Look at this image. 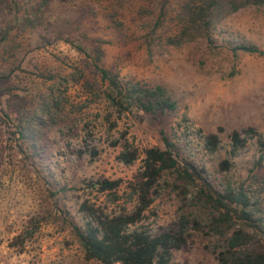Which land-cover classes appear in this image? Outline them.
I'll return each mask as SVG.
<instances>
[{
    "label": "rangeland",
    "instance_id": "374dc122",
    "mask_svg": "<svg viewBox=\"0 0 264 264\" xmlns=\"http://www.w3.org/2000/svg\"><path fill=\"white\" fill-rule=\"evenodd\" d=\"M42 1L10 0V10L0 3V29L41 9L39 25L14 28L0 44V75L10 72L0 79V264H101L84 258L70 227L82 222L78 204L86 199L105 212L132 208L129 182L141 170L143 150L164 147L161 132L178 159L202 169L215 190L242 187L264 212L261 148L253 138L230 153L228 139L244 126L264 138V5L227 14L210 42L174 47L164 38L176 32L175 13L185 0ZM237 44L262 53L232 50ZM96 50L99 65L120 79L164 86L176 102L174 115L119 113L103 93L87 89L84 79H98ZM53 99L60 108L56 122L47 113L54 112ZM28 116L33 124L23 137L16 124ZM208 132L218 135L214 151L203 142ZM124 139L137 153L129 164L115 157ZM222 159L229 169L219 168ZM101 178L121 180L115 201L90 185ZM212 210L195 187L165 170L139 224L154 233L186 219L185 242L170 251V261L215 264L225 233L210 226Z\"/></svg>",
    "mask_w": 264,
    "mask_h": 264
},
{
    "label": "trees",
    "instance_id": "16d2710c",
    "mask_svg": "<svg viewBox=\"0 0 264 264\" xmlns=\"http://www.w3.org/2000/svg\"><path fill=\"white\" fill-rule=\"evenodd\" d=\"M10 0H0L2 5H8ZM44 0L40 6L45 4ZM264 0H185L179 5L175 13L177 30L164 38L167 46L178 47L196 39L210 42V37L220 21L229 13L247 6H262ZM10 10V6H7ZM41 9L35 8L26 12L21 20L11 21L0 29V44L12 29L18 31L35 28L39 25ZM242 50L249 53L261 54L262 50L252 44H237L232 50ZM94 75L98 79L90 82L84 79L82 84L87 89L103 93L104 98L116 111H140L150 119L170 117L176 111V102L171 98L162 85H149L139 80H122L116 72L99 65L100 50H96L92 57ZM10 72L1 74V78L9 77ZM54 112L50 113L51 122L60 118L59 104L54 99ZM47 111L49 102L44 103ZM5 118L8 115L3 113ZM39 117L38 125L43 121ZM33 117L17 121L16 128L24 137L31 129ZM163 148L147 147L143 150L141 170L133 175L129 187L134 195V204L129 210L105 212L93 203L83 199L78 204L81 213V224L71 222V229L83 249L85 259H95L101 264H179L170 261V251L178 249L187 235L182 220L179 224H170L160 228L157 232H149L142 224L143 211L151 202V193L160 173L173 171L178 178L186 180L196 188L197 199L212 207L210 212V226L220 232L223 226L225 235L223 243L213 252L215 264H264V212L257 208V201L253 199V192L240 188L226 186L223 190H215L202 175V169L186 160H179L172 142L161 132ZM256 139L261 148L259 159L264 155V138L252 126H244L232 130L228 134L230 153L244 147L248 140ZM203 142L208 151H214L218 145V135L208 132L203 136ZM31 147L35 149L32 142ZM116 159L129 164L137 158L134 148L126 139L121 142V150ZM182 161V162H180ZM259 162V161H258ZM221 170L229 169L227 159L219 162ZM121 180L96 179L90 182L98 192L106 193L111 200L117 199L116 189ZM264 190V187H263ZM216 211V212H215ZM258 212V213H257Z\"/></svg>",
    "mask_w": 264,
    "mask_h": 264
}]
</instances>
